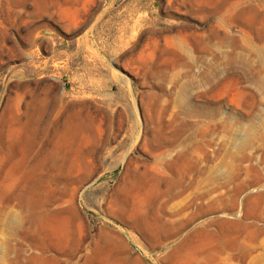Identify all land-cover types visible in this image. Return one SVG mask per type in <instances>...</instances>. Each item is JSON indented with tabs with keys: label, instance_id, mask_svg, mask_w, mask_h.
<instances>
[{
	"label": "rangeland",
	"instance_id": "1",
	"mask_svg": "<svg viewBox=\"0 0 264 264\" xmlns=\"http://www.w3.org/2000/svg\"><path fill=\"white\" fill-rule=\"evenodd\" d=\"M257 194L264 0H0V264H73L116 195L170 264H255Z\"/></svg>",
	"mask_w": 264,
	"mask_h": 264
},
{
	"label": "crops",
	"instance_id": "2",
	"mask_svg": "<svg viewBox=\"0 0 264 264\" xmlns=\"http://www.w3.org/2000/svg\"><path fill=\"white\" fill-rule=\"evenodd\" d=\"M116 197L118 196L116 195ZM115 198H113V202L103 207L104 216H101L108 223L115 221V226L100 223L93 229L80 226L76 229L69 227L67 237L73 235V233H76L77 236L84 235L87 237L85 239L86 243L82 242L81 245L80 242L76 241L74 250L78 253L73 264H164V262L170 264L171 258L163 255L166 250L171 249V252H180V250L185 251L187 249V246L182 245L188 244L190 241L189 236L178 238L173 235L172 238L165 237L163 223L161 222L160 224L154 222L153 226L143 227L140 225V217L128 221V216L131 218V215L125 214V203L116 206L114 203ZM61 212L62 210L54 211L46 214L44 218H51L54 221H51L53 222L51 229L61 239H65V237L59 235L61 232L55 229L57 224L65 223L67 225V221L63 218ZM132 233L142 238L133 240L131 238ZM55 234L50 235L59 240L60 238ZM173 243L174 246H165Z\"/></svg>",
	"mask_w": 264,
	"mask_h": 264
},
{
	"label": "bare ground",
	"instance_id": "3",
	"mask_svg": "<svg viewBox=\"0 0 264 264\" xmlns=\"http://www.w3.org/2000/svg\"><path fill=\"white\" fill-rule=\"evenodd\" d=\"M255 203L257 204L256 207L260 209L261 205L264 203V194H257L254 196ZM261 215V212H259ZM258 216V215H257ZM262 218L261 216H259ZM53 228V227H52ZM55 229L58 230V232L63 233L65 230V227L63 224L55 226ZM65 234V232H64ZM264 236V229L262 227H256L254 229L253 239L256 242L255 245V264H264V241L262 240Z\"/></svg>",
	"mask_w": 264,
	"mask_h": 264
}]
</instances>
